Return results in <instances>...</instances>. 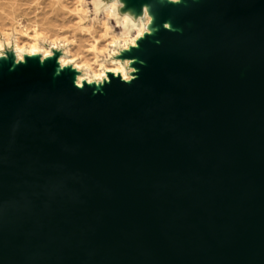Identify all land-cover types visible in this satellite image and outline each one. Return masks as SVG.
I'll return each mask as SVG.
<instances>
[{
    "label": "water",
    "instance_id": "1",
    "mask_svg": "<svg viewBox=\"0 0 264 264\" xmlns=\"http://www.w3.org/2000/svg\"><path fill=\"white\" fill-rule=\"evenodd\" d=\"M210 1L132 85H0V264H264V0Z\"/></svg>",
    "mask_w": 264,
    "mask_h": 264
},
{
    "label": "bare ground",
    "instance_id": "2",
    "mask_svg": "<svg viewBox=\"0 0 264 264\" xmlns=\"http://www.w3.org/2000/svg\"><path fill=\"white\" fill-rule=\"evenodd\" d=\"M94 3L95 8V17L91 19L88 18L86 6L87 0H0V34L4 33V40L10 41L11 36L16 34H26L28 36L29 44L26 45L28 53L32 57L38 56L41 52H43V56L41 57V64L44 66L45 60L49 57H52L54 53L48 49L44 48L45 34H41L39 32L40 29H35L34 34L31 35L27 33L25 29V20L23 18L24 14L27 13L26 8H23L25 4H37L36 9L41 8V13L48 14L53 13V18L49 19L47 17L44 18V22L42 23L43 29L53 30L55 33L57 32V37L53 38L52 43L54 45L63 43L65 45L66 50L63 52L64 54L59 57L58 62L59 66L57 68L56 75L60 74L64 68H67L69 65L74 66L77 70L76 75L72 78V85L77 90H85L86 87L92 89V95H96L98 93L105 94L106 93V86L112 82L111 74L113 73L107 71V69L113 67H120L122 66L124 69L125 74L132 77L135 75V71L137 68V79L144 78L145 75L143 74V70L140 68L139 64L148 65V62L142 61L138 58H135L134 64L131 63L133 58L127 57L122 58L124 53L120 51L121 46L126 41L135 40V46L129 43L127 49L129 52L132 51L133 47L138 48L139 43L138 40L147 33L137 37V31L141 27V24H146V20L144 17L137 18V13L133 10V8H128L126 11L131 10L134 15L128 13V21L126 22V27H121L117 24L115 19H112L105 13L104 10V0H92ZM199 2L200 0H195ZM185 2V1H184ZM108 3V2H107ZM106 3V4H107ZM45 7H49V11L45 10ZM103 10L104 16L99 18L100 11ZM122 9H118L117 13L123 18L125 13H121ZM46 11V12H45ZM152 13V12H151ZM150 13V15H151ZM70 15H74L75 18H70ZM155 17V15L152 13ZM62 18V19H59ZM115 21L117 26L121 27L120 32L114 31V25L112 21ZM60 22L56 23L55 22ZM37 22V21H36ZM52 22V23H51ZM155 22V19H154ZM154 22L152 25H154ZM172 22V20H170ZM44 27V25H46ZM152 25L150 26L152 28ZM4 26H9L5 27ZM67 26V27H66ZM66 27L65 33H71V36L65 35L64 38H59V31L61 28ZM188 28L199 32L201 35H204V31L197 26L196 24H189ZM153 32L155 29L152 28ZM171 32H184V27H172L170 29ZM3 31V32H2ZM83 31L85 33H83ZM84 34V35H83ZM85 34L89 35L85 38ZM2 36V35H1ZM18 37V36H17ZM88 42V43H87ZM166 42L171 43V41L166 40ZM157 44H162V41H157ZM2 43L0 44V47ZM218 55L219 50L212 44L211 45ZM16 49L19 55L20 60H24L22 55L23 45L16 42ZM92 57H89V55ZM1 56V52H0ZM115 61V63H113ZM74 64V65H73ZM222 65L233 74L235 78H246L247 77V68L251 69L254 68L250 62H248L244 67L241 69L235 68L233 64H225L222 62ZM62 68H61V67ZM103 74L106 79L103 82L110 81V83H106L104 85H97L95 83L88 84L87 82L84 83V88H78L74 84L75 77L78 75L80 76L81 81H84V77H87L89 81L93 82H101L100 77ZM115 78H121L120 76H115ZM135 79L131 83H126L128 85H132L137 80ZM121 80V79H120ZM122 81V80H121ZM53 87H56V76L53 80Z\"/></svg>",
    "mask_w": 264,
    "mask_h": 264
},
{
    "label": "rangeland",
    "instance_id": "3",
    "mask_svg": "<svg viewBox=\"0 0 264 264\" xmlns=\"http://www.w3.org/2000/svg\"><path fill=\"white\" fill-rule=\"evenodd\" d=\"M184 1L185 2H182L179 5L169 4L167 6H160L158 3H155V0H121V2L124 4V9L121 8V13L123 14L125 13L124 11H126L128 8H133V10L137 13V18L143 17V8L145 5H149L151 7V12L155 15V22L154 25H152V28L155 29V32L152 34H146V36L140 38L138 40L139 47H133L131 52L120 48V51L124 53L122 58H138L139 61L142 60L147 62L146 54L147 52H149L151 45L157 43V41H164L168 38L171 30L164 28L165 22H170V20H172V27H185V25H189L194 22L195 11L204 8L209 9L212 6L210 0H200L199 2H196L195 0ZM107 2H109V0H104V4H106ZM38 6L34 3L23 5V8H26L27 11V13L23 16L25 20V29L27 33H30L31 35L34 34L35 29H40L39 32H41V34H45L46 37L45 40H43L44 48L50 49L54 53V55L47 58L45 60L44 66H42L41 57L43 56V52L38 54V56H36L35 58L28 53L27 47L25 46L29 44L30 39L26 34H16L14 36H11L10 41L8 42L3 39V35L6 30L4 32L2 31L3 34H0V44L2 43V46L0 47V85L7 82L6 78L8 76H14L15 80L17 81L20 77H23L25 75H33L45 78L47 81L51 82L53 80V77L55 76L57 78H59V76L73 78L77 73V70L74 68V66L69 65L67 68H64L60 74L56 75L57 68L59 66L58 59L64 54L63 52L66 50V48L63 43L58 44V46L52 43L53 38L57 37V32L55 33L53 30L42 28V23L45 21L44 18L47 17L49 19H52L53 13H48L45 15L40 12L41 8L36 9ZM45 10L49 11V7H45ZM86 10L88 14L87 19L95 17V8L92 0H87ZM103 16L104 12L103 10H101L99 13V18ZM70 18H75V16L70 15ZM56 23L60 22L57 21L55 22V24ZM112 23L114 25V31H116L117 33L120 32L121 27L117 26L114 20L112 21ZM45 26H47V24L44 25V27ZM5 27L7 28L9 26H4V28ZM66 27L61 28V30H57L59 31L58 34H60L59 38H64L65 35H67L68 37L71 36V33L69 32L65 34L63 33L67 31L65 30ZM83 33L85 32L83 31ZM88 36L89 35L85 34V38ZM17 41L20 43V45H23V50L21 53L24 57V60L19 59V55L16 49ZM92 55L93 54L89 55V57H92ZM136 65H139L142 70L144 69V64L137 63ZM111 77L114 78L112 74Z\"/></svg>",
    "mask_w": 264,
    "mask_h": 264
},
{
    "label": "clouds",
    "instance_id": "4",
    "mask_svg": "<svg viewBox=\"0 0 264 264\" xmlns=\"http://www.w3.org/2000/svg\"><path fill=\"white\" fill-rule=\"evenodd\" d=\"M182 2H184V0H155V3H158L160 6H167L169 4H176L179 5ZM124 9V4L121 2V0H109V2L107 4L104 5V10L105 13L107 15H109L110 18L115 19L117 24L120 25L122 28L126 27V22L128 21V13H131L132 15L133 12L131 10L128 11H124L125 15L123 16V18L121 19V17L118 15L117 10L118 9ZM151 13V7L149 5H145L143 8V14L142 16L145 18L146 20V24H141V27L139 28V30L137 31V37L147 33V34H152L153 30L150 27L153 22L155 17L152 15H150ZM164 28L165 29H172V24L171 22H165L164 23ZM129 43H131L133 46H135V40H131V41H126L121 47L123 49H127ZM135 62V58L132 59L131 63L134 64ZM113 63H115V61H113ZM61 67V66H60ZM62 68V67H61ZM135 75L132 77H129V75L125 74L124 69L122 66L120 67H113L110 69H107V71L113 73V75L115 76H120L122 82L124 83H131L132 81H134L135 79H137V73H138V69L135 68ZM101 82L97 83V82H93V81H89L87 79V77H84V81L82 82L80 79V76H76L75 80H74V84L76 87L83 89L84 88V83H88V84H97V85H104L106 83H110V81L107 82H103L106 77L103 76V74L101 75V77L99 78Z\"/></svg>",
    "mask_w": 264,
    "mask_h": 264
}]
</instances>
